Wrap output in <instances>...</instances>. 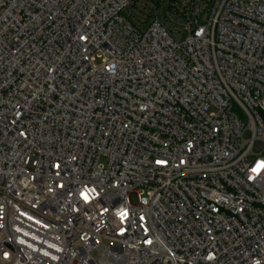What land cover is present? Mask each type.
Instances as JSON below:
<instances>
[{"label": "built area", "instance_id": "obj_1", "mask_svg": "<svg viewBox=\"0 0 264 264\" xmlns=\"http://www.w3.org/2000/svg\"><path fill=\"white\" fill-rule=\"evenodd\" d=\"M0 264H264V0H0Z\"/></svg>", "mask_w": 264, "mask_h": 264}]
</instances>
